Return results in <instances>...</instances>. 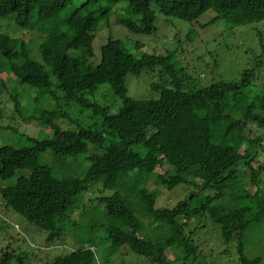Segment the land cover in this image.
Instances as JSON below:
<instances>
[{"label": "trees", "instance_id": "trees-1", "mask_svg": "<svg viewBox=\"0 0 264 264\" xmlns=\"http://www.w3.org/2000/svg\"><path fill=\"white\" fill-rule=\"evenodd\" d=\"M210 10L217 14L209 23L264 20V0H0V55L23 88L13 95L15 110L52 132L29 137V145H0L1 204L47 232L44 252L54 254L41 264H117L115 254L132 252L153 264H208L194 239L204 219L236 246L238 264H264L263 256L247 254L245 241L251 230H263L264 204L247 218L230 201L239 186L264 178V90L255 92L256 68L218 87L199 86L177 59L185 48L156 53L112 37L94 61V41L112 15L133 34L152 35L158 12L193 22ZM130 74L143 80L146 97L130 94ZM24 85L37 89L35 96ZM107 85L119 101L103 102ZM62 100L89 110L93 122L72 116ZM164 165L167 171L157 172ZM152 181L193 189L174 207H158ZM99 239L109 245L104 256ZM34 258L10 249L0 264H40Z\"/></svg>", "mask_w": 264, "mask_h": 264}, {"label": "rangeland", "instance_id": "rangeland-1", "mask_svg": "<svg viewBox=\"0 0 264 264\" xmlns=\"http://www.w3.org/2000/svg\"><path fill=\"white\" fill-rule=\"evenodd\" d=\"M126 11H123L125 14ZM217 13L214 10L208 11L196 21L189 22L173 16H166L160 12L158 15V30L152 35L131 33L125 26L116 21V16L112 15L109 22H102L101 29L94 41L95 56L94 61L98 63L101 60L102 48L107 43L108 38L122 39L127 44L130 42L141 41L145 43L147 50L160 53L166 51L164 48H185L184 52L177 55L188 71L195 76L199 86L218 87L231 80L240 78L242 72L246 69L256 68V80L254 81L255 92L264 90V20L256 23L232 27L225 19H217L211 22V19ZM23 38L28 40L30 34L27 31L20 33ZM19 34V35H20ZM187 35L192 40L189 41ZM163 48V49H162ZM0 55V75L4 82H0V145L12 144L17 142L21 145L31 144L29 137L45 138L52 136L51 130L37 121L31 120L26 122L22 116L15 110V100L13 95L21 92L22 85L11 78L7 60ZM90 70H84V75L79 78V83L85 82ZM84 76V80H83ZM130 74L128 76V87L130 94L136 98H144L148 93L143 80L135 78ZM1 79V78H0ZM22 84V83H21ZM29 88L27 85H24ZM30 89V90H29ZM29 92L35 96L37 89L29 88ZM25 90V89H24ZM109 91V92H108ZM27 92V91H26ZM104 103H115L116 95L105 86L100 93ZM26 98H30L25 94ZM34 100L27 99L26 103L34 111ZM119 101V98H117ZM66 109L72 116L92 123L93 118L87 109H83L75 102L62 100ZM64 126L73 125L67 120H63ZM71 124V125H70ZM9 127V128H7ZM15 128H18L14 131ZM263 129L257 132L262 133ZM256 132V131H255ZM240 132L236 130L234 137L239 136ZM264 160V151L261 152ZM262 160V161H263ZM84 169L86 164H84ZM168 169L167 165L159 166L157 172L164 173ZM80 174L82 171L77 167L75 169ZM243 178L250 180L251 172L246 167L239 170ZM264 177V176H263ZM11 181L5 182L9 185ZM239 186L236 194L230 201L235 203L240 211L247 217H252L264 204V178L256 185ZM160 190L158 197V207H174L186 194L193 189H188L184 185H179L174 189L167 187H156L155 182H151V188ZM114 191L106 190L104 195H111ZM259 197V198H257ZM0 193V258L2 254L10 249L28 250L36 256V263L45 255L52 257L54 253H46L47 232L38 228L29 222L25 217L11 208H6L1 204ZM205 220L204 226L197 229L194 234L195 241L200 245V250L204 252L208 264H238L239 253L234 244L226 245L221 227L212 222ZM191 225H195L192 220ZM259 228H262L260 226ZM103 237V236H101ZM104 238V237H103ZM246 252L250 256L260 255L264 257V228L251 230L246 237ZM98 249L104 256L109 251V245L106 240L99 239L97 242ZM60 251V249H59ZM169 255L174 257L175 251H170ZM113 261L117 264H153L142 256L133 252L131 255L120 256L115 254ZM43 262H40V264Z\"/></svg>", "mask_w": 264, "mask_h": 264}]
</instances>
